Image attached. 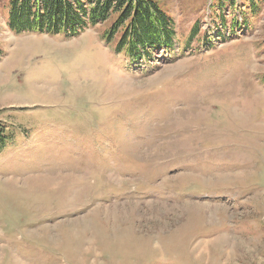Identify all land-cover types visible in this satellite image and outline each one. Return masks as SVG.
<instances>
[{"label":"rangeland","instance_id":"1","mask_svg":"<svg viewBox=\"0 0 264 264\" xmlns=\"http://www.w3.org/2000/svg\"><path fill=\"white\" fill-rule=\"evenodd\" d=\"M8 1L0 264H264V0H153L175 43L135 68L109 23L15 33Z\"/></svg>","mask_w":264,"mask_h":264},{"label":"trees","instance_id":"2","mask_svg":"<svg viewBox=\"0 0 264 264\" xmlns=\"http://www.w3.org/2000/svg\"><path fill=\"white\" fill-rule=\"evenodd\" d=\"M218 5L242 7L255 17L263 0H218ZM7 26L15 33L74 37L88 28L109 25L100 34L130 68L147 64L154 53L170 50L175 43L172 20L153 0H9ZM223 26L224 17L218 18ZM246 22V20H245ZM0 125V151L4 147Z\"/></svg>","mask_w":264,"mask_h":264}]
</instances>
